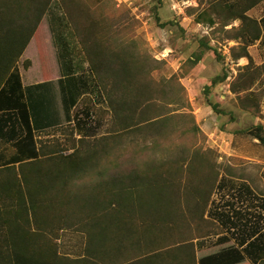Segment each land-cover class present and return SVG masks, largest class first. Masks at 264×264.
I'll return each instance as SVG.
<instances>
[{
    "label": "trees",
    "instance_id": "trees-1",
    "mask_svg": "<svg viewBox=\"0 0 264 264\" xmlns=\"http://www.w3.org/2000/svg\"><path fill=\"white\" fill-rule=\"evenodd\" d=\"M54 2L69 13L82 41L94 91L105 104L102 111L92 98L78 105L90 84L75 70L58 79L61 100L56 108L52 82L24 85L19 61ZM222 2L225 12L212 5L196 15V22L213 26L221 17L226 26L240 20L236 37L244 44L238 58L250 57L248 46L264 39V32L262 20L247 12L264 0ZM83 5V0H0V264L264 262V222L243 221L235 216L239 210L213 206V194L224 186V178L209 155L212 150L196 148L190 157L182 147L175 159L158 153L162 141L176 133V119L186 115L184 87L175 77L155 81L151 72L156 66L117 39H108L114 24L96 18L94 11L85 12ZM77 8L82 15L74 12ZM201 45L218 55L208 43ZM202 59L198 53L188 61L195 67ZM251 65L253 60L242 67L236 86L232 84L234 92L253 93L264 64L255 66L257 74ZM227 77L224 70L211 78L207 92ZM207 103L225 114L218 102L209 98ZM61 114L73 123L74 138L65 147L40 143L37 132L63 125ZM104 121L108 125L101 133ZM193 129L199 130L196 124ZM243 133L264 144V125ZM136 138L143 139L147 158L132 165L118 161L130 145H137ZM240 189L242 195L258 197L248 183ZM258 217L264 219L261 213ZM216 222L230 234L220 235L211 247L200 243L207 252L219 250L199 257L195 241L217 235ZM67 229L84 234L80 254L60 251L58 239Z\"/></svg>",
    "mask_w": 264,
    "mask_h": 264
},
{
    "label": "rangeland",
    "instance_id": "rangeland-1",
    "mask_svg": "<svg viewBox=\"0 0 264 264\" xmlns=\"http://www.w3.org/2000/svg\"><path fill=\"white\" fill-rule=\"evenodd\" d=\"M83 1L85 12L88 9L89 12L94 11L96 18H103L110 26L114 24L112 27L114 30L106 35L108 39H117L120 46H127L138 51L141 56L145 55V58L156 66V69L151 72V77L155 81L175 77L176 83L184 87L181 97L186 104L182 112L186 115L184 118L176 119V133L167 141H162L163 145L158 153L164 156V159H175L182 153V147L190 151V157L196 153V148L204 151L212 150L208 151L211 153L209 155L215 157V162L224 178V186L216 189L213 194V206L218 210H230L231 213L239 210L241 214H235V216H242L240 218L243 221L264 222V219L258 217L259 213L264 217V144L252 135L243 133V130L257 124L264 125V72L252 86L250 90L252 94H248V91L240 94L228 93L227 89H232V84L237 82V76L242 72V67H236V73H234L228 64L229 54H223L219 49L223 45L231 46V57L236 61L242 54L244 41L236 37L239 35L237 28L228 29L230 27L227 26L226 29L223 26L221 17L216 19L219 25L211 28L207 23H198L195 20L200 11L212 5H218V10L225 12L222 0ZM82 11L79 8L74 10L77 15L79 13L82 15ZM262 12L264 13V9ZM71 21L69 13L54 2L19 61L18 66L24 85L43 81L52 82L49 88H52L54 92L56 108L58 107L56 100L57 102L61 100L57 81L68 73L74 74L75 70L77 76L86 78L90 84V88L84 91L78 105L90 103L92 98L95 100L93 102L96 104V109L101 110L100 107L105 104L99 102L98 94L94 91V76L82 41ZM163 23L166 24L162 26ZM235 23H239V20ZM202 42L208 43L217 50L218 55L213 49L203 48ZM250 50L253 56L250 59L253 60L251 70L257 74L255 66H260L257 64H261L264 60V42L259 47H250ZM198 53H203V59L192 67L188 60L193 59ZM28 60L31 61L29 67L26 66ZM194 70H197V73L190 79V74ZM224 70L228 77H231L230 87H225L223 83L219 90L210 89L207 92L206 84L213 76ZM44 72L47 73L45 77ZM203 75L204 79H199V76ZM54 87L57 90V98ZM222 95H225V98H222ZM209 98L218 102L220 108L225 110V114H219L213 110L207 103ZM61 118L63 125L37 132L40 143L59 142L65 147L64 144L74 138L73 123L65 122L62 114ZM195 124L199 130L193 129ZM107 125L108 123L104 121L100 129L101 133L106 132ZM188 129L190 133L186 134ZM135 142L137 145H130L118 161L138 163L147 158L143 139L136 138ZM6 149L9 154L13 153L12 146ZM71 151L67 150V153ZM242 183H248L258 197L242 195L245 192L240 189ZM216 223L220 224V222ZM218 225L217 235L195 241L199 247V257L204 255L203 252L210 250L200 249V243L211 247L220 235L230 234L226 228L220 226L221 224ZM58 242L62 253L74 256L83 251L85 236L80 232L67 229L61 232ZM217 250L219 249H214L207 254L211 252L217 254ZM246 264L252 263L249 261Z\"/></svg>",
    "mask_w": 264,
    "mask_h": 264
},
{
    "label": "crops",
    "instance_id": "crops-1",
    "mask_svg": "<svg viewBox=\"0 0 264 264\" xmlns=\"http://www.w3.org/2000/svg\"><path fill=\"white\" fill-rule=\"evenodd\" d=\"M263 3H260V4H258V5H256L254 8H252L250 11H248L247 12V14L250 16V17H254V18H256V19H258L259 21H261L262 20V22H263V32H264V13L262 12V10L264 9V7H263ZM235 21L236 20H234V21H232V22H229L226 26H225V28L228 26V27H230V28H228V29H234V28H236V27H238L239 26V24H240V20H239V23H235ZM235 24H234V23ZM217 25H219L218 23H216L215 25H213V26H210V25H208L210 28L211 27H214V26H217ZM227 29V28H226ZM264 42V39H263V36H262V38L261 39H259V40H257L255 43H253V44H251L250 46H248V52H249V55H250V57H253L252 56V53H251V50H250V47H253V46H257V47H259V46H261V43H263ZM230 48H231V46L230 47H228V45L227 46H225V45H223V46H221V48L219 49V51H221V52H223V54H229V56H230V58L228 59V64L230 65V68H231V70L234 72V73H236V67H244V66H246V65H248L249 63H250V57H248V56H241V57H239L236 61L235 60H233L232 59V57H231V53H230ZM224 49H226V51L228 52V53H225V51H224ZM259 49H261V48H259ZM248 59V60H247ZM255 62H256V60H254ZM264 63V60H263V62L261 63V64H263ZM256 64H257V62H256ZM261 64H257V65H261ZM196 73H197V70H194L191 74H190V79H192L195 75H196ZM218 75V74H217ZM216 76V75H215ZM215 76H213V77H215ZM204 77V75L203 76H199V79H204L203 78ZM212 77V78H213ZM231 79V77L229 76V77H227V80H225L224 82H221V83H218L217 85H215L211 90H213V89H215V90H219L220 88H221V84H225V87H230V84H229V80ZM208 84V83H207ZM227 92L228 93H230V94H235V92H233L232 91V89H227ZM222 98H225V95H222ZM42 131H44V130H42ZM39 132H41V131H39Z\"/></svg>",
    "mask_w": 264,
    "mask_h": 264
},
{
    "label": "built area",
    "instance_id": "built-area-1",
    "mask_svg": "<svg viewBox=\"0 0 264 264\" xmlns=\"http://www.w3.org/2000/svg\"><path fill=\"white\" fill-rule=\"evenodd\" d=\"M224 51H225V53H227L226 49Z\"/></svg>",
    "mask_w": 264,
    "mask_h": 264
}]
</instances>
